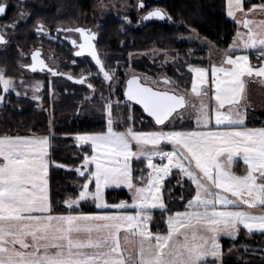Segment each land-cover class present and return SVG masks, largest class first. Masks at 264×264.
<instances>
[{"label":"snow or ice","instance_id":"1","mask_svg":"<svg viewBox=\"0 0 264 264\" xmlns=\"http://www.w3.org/2000/svg\"><path fill=\"white\" fill-rule=\"evenodd\" d=\"M137 7L143 10L147 5L140 0ZM6 11L7 4L0 3V16ZM257 11L264 13V0L247 11L243 0H228L230 17L245 13V19L237 22L247 32H237L220 65L213 64L210 72L190 67L195 74L191 95L198 103L188 98L187 90L180 93L167 77L153 82L156 87L141 84L135 76L127 81V101L142 106L159 129L134 130L125 125L119 130L113 104L120 101L101 92L107 130L75 137L79 145H90L92 154L84 155L82 165L72 169L83 182L75 198L64 200L67 214H54L48 193L49 138L0 136V264H223L221 237L235 240L242 229L264 233V127L246 126L247 105L243 103L253 78L264 84V62L254 66L248 54L233 56L238 49H258L264 61V20L247 18ZM166 16L156 8L142 19ZM57 31L78 32L83 43L71 41L79 48L75 55H90L98 74L111 83L115 73L106 68L92 43L95 34L84 28ZM37 32H46L43 24L38 23ZM5 43L0 34V44ZM39 57L40 52H34L32 72L45 67ZM75 82L87 80L82 76ZM161 84L166 87L162 89ZM32 87L40 91L39 84ZM88 87L94 94L90 82ZM13 91L20 95L15 81L0 69V103ZM205 98L215 101L214 109ZM185 118L194 119L197 129L175 130V122ZM169 126L171 130L165 131ZM167 145L171 150H166ZM134 159L146 161L150 170L146 178L140 170L139 183L133 174ZM157 159L160 164L153 162ZM238 160L246 166L242 175L233 171ZM174 168L191 181L194 194L184 211L168 215L165 232L153 230L149 227L153 210L167 211L160 195L162 181ZM121 186L131 192V203L107 202L105 189ZM88 200L97 209L117 211L75 214L81 202ZM129 208L135 213L128 214ZM254 209H260V214H253Z\"/></svg>","mask_w":264,"mask_h":264},{"label":"trees","instance_id":"2","mask_svg":"<svg viewBox=\"0 0 264 264\" xmlns=\"http://www.w3.org/2000/svg\"><path fill=\"white\" fill-rule=\"evenodd\" d=\"M4 1L11 4L12 10L14 8L12 6L20 5L17 10L21 8L27 14L25 22L16 25L14 30L5 27L6 23H3L4 27H1L5 33L12 34L7 38L11 44L0 48V69L10 77H16L22 69L20 49L25 52L30 45L38 44L39 39L32 32L33 27H36L38 23L51 28L78 24L83 15L91 12L92 5L95 3V0H24L21 5L20 0ZM261 2L262 0H243L245 10ZM162 6L171 19L164 22H151L141 27H130L124 20L114 15H107L102 19L94 17L95 22H100L97 51L99 55H105L106 68L115 70L116 76H121L122 70L128 68L145 74L150 70L157 71L146 58L129 62L127 56L132 52L161 48L176 52V55L181 58L190 60L194 56L190 53L193 49L192 45L177 41V37L186 34L188 27L220 49H226L236 34V24L226 14V0H165ZM14 14L12 24L16 23ZM203 53L202 50L200 54ZM56 54L62 73L75 78L83 76L87 82L78 84L58 78L53 87L46 85L42 104L50 110V114L38 110L36 104L30 101L8 99L6 105L0 109V136H50L48 175L50 200L54 214H67L69 210L65 208L64 200L69 197L75 198L83 182V177L72 169L82 165L84 155H91L88 147L76 145L75 136L106 131L104 118L100 116V112H103L100 104L87 103L83 95L85 96L89 91V82L100 93L107 94L108 91L103 83V76L98 74V69L92 62L75 60L68 50L58 49ZM199 60L189 63L192 66H203L205 63ZM188 65L182 66L181 60L176 62V66L167 69L169 76L177 81L189 79ZM83 70L87 75H80ZM50 90H53V94L58 97L52 105L49 102ZM135 110L139 112L138 119L142 118L146 121L140 124L136 119L137 121L133 123L137 129L157 130L150 119L140 113L142 111L139 107L135 106ZM245 124L247 127H264V115L249 114ZM182 129H184L183 125L175 127V130ZM142 163L141 161L132 162L137 183H139L140 170H143ZM59 164L65 167H57ZM177 182L179 186L174 185ZM162 194L167 211H153L154 220L165 219L175 211H184L187 201L194 194V189L187 180L180 183L179 174L172 172L171 176L164 181ZM105 200L109 203L121 201L131 203V195L125 189H108L105 191ZM96 212L94 204L86 201L81 202V207L75 214ZM220 242L223 252L236 251V257H224L223 264H264V234H248L242 229L235 240L222 238Z\"/></svg>","mask_w":264,"mask_h":264},{"label":"rangeland","instance_id":"3","mask_svg":"<svg viewBox=\"0 0 264 264\" xmlns=\"http://www.w3.org/2000/svg\"><path fill=\"white\" fill-rule=\"evenodd\" d=\"M20 1H21L20 4L22 5V2L24 0H20ZM25 1H27V0H25ZM120 2H121V0H95V3L92 5V8H91V13L94 14L96 17L104 18L107 13L116 11V4L119 3L118 7L120 9H122L123 8L122 2H125V0H123L121 3ZM0 3H6V2L4 0H0ZM7 4H8V6H11V4L9 2ZM19 6L20 5L12 6L14 8L12 10L11 16L15 13L14 14V20H16V23H15V27H7L8 29L14 30L16 28V25H19V24H22L25 22L27 14L23 10H21V8H20V10H17L19 8ZM15 10H16V12H15ZM127 10H129V9H127ZM16 13H17V15H16ZM22 13H23V16H21ZM86 17L87 16H84L83 20ZM165 21H168V17ZM176 25H180V23H176ZM96 26L97 25H94V23H93V26L91 27V30L95 33L97 32V28H98ZM0 31L5 36L6 39L11 37V35H12L10 33H5L4 31H2L1 27H0ZM32 32L37 37L38 36L43 37L45 35V34H42L41 32H37V26L33 27ZM48 34L52 35L53 32H49ZM97 34H98V32H97ZM70 36H72V34H70ZM177 41L179 43H186V44L192 45L193 49L190 50L191 52L190 51L189 52L191 53V55H194V56L190 60L181 58V56L176 55L177 54L176 52L165 51V50H162L161 48H153V49L145 50L142 52H132L127 56L129 62L138 61V60H141L143 58H146L149 61V63L151 65H153L154 68H156L157 71H159V72L154 71V70H150V71H148V73L145 74L142 72H137L131 68L123 69L122 75L121 76L114 75L111 83L105 81L104 78L101 77L103 80V83L105 84L107 91H108V93L104 94V96L106 98H110L112 101H117V100L120 101V103L118 105L115 103L113 104V115H114V118H116V120H117V124L119 125V130H124L125 125L132 126L134 128V130L137 129L133 123V122H136L137 120H139L140 124L146 123L145 119H142V118L138 119V117L140 116L139 112L135 110V106L132 103L128 102L124 98L125 82L131 76H139L140 81L143 84L150 85L153 87H156V85L153 82L162 81V78L167 77L170 81H172L174 83V85L178 86V91L180 93H184L185 90H187V92L189 94L188 98L190 100H193V99L196 100V98H192L193 96L191 95V85L195 79L192 80L193 72L191 74V71L189 69H190V67H197V66H192L190 63L196 59L203 60L204 58H206V52H207V55L209 56L210 53H212V51H217V49H220V48L215 46V44H213L211 41H209L206 38L197 34V32H195L193 29H191L189 27L187 28L186 34H184L183 36L177 37ZM10 44H11V41L9 40L8 45H10ZM36 46L37 45H30L25 52L20 49L19 57H20V63L22 66L27 64V62H28L27 57L29 56V54L33 51V49ZM0 48H3V46L0 45ZM202 50H205L206 52H204L203 54H200V52ZM191 55H189V57ZM217 56L218 55L216 54V58H217ZM100 57L102 58L103 61L105 60V55L102 54V55H100ZM78 60L79 61H85V62L87 61L86 59H82V58H78ZM180 60L182 62V66H186L187 64H189L188 65V71H190L189 72L190 78L189 79L184 78V81H177L176 79L170 77L169 73L167 71V69L169 70L170 67L176 66V62H178ZM51 67H55L57 70L60 71V62H59L58 57L55 56L51 60ZM205 69H209V68H205ZM110 71H114V73L116 72L115 70H110ZM84 74L87 75V73H85L84 70L81 71L80 75H84ZM64 75H68V74H64ZM186 76H187V74H186ZM7 77L11 78L15 81V84L17 86V90L20 92V95H17L16 92H14V91L10 92L8 95H6V98L3 101V103H0V109H1V107L6 105V101L8 99L14 98V99H19V100H23V101H30V102L36 104V108L38 110L48 112L49 114L51 113L50 110L46 109L43 106L42 102H43V97L45 94V90H44L45 86L51 85V87H53L56 79H51L48 76L46 77V75L44 77L43 75L40 76V74H32V73H29L27 70H24V69H21V71L17 74L16 77H10V76H7ZM61 78H64V77L62 76ZM209 78H210V75H209ZM64 79H66V78H64ZM21 80H23V82H24L23 86H21ZM44 81H46V82H44ZM36 84L40 85V91H38V92L34 91L33 87H32ZM160 87L163 89L166 86H163L161 84ZM205 87H209V86L206 85ZM110 88L112 89L111 91H109ZM0 94H2V93H0ZM100 94L101 93L96 91V90H95V93L93 94L92 89L89 88V91L87 92V94L85 96L83 94H81V95H83L84 100L87 101V103H90L91 105H93V103H94V105L100 104V107L103 110L104 105L100 100ZM34 97H36V98H34ZM88 97H90V98H88ZM206 99H207V100H205L206 103L212 102V100L209 101L208 98H206ZM57 100H58V97L53 94V90H50L49 91L50 105H52V103L56 102ZM197 103H198V101H197ZM263 104H264V102H263ZM210 106L212 109H214V107H215L211 104H210ZM189 111H190V109H189ZM140 113L143 114L142 112H140ZM256 113H250V115H253ZM100 116H102V118H104L106 130H107V120H106V115H105L104 111L100 112ZM245 116H246V114H245ZM245 121H246V119H245ZM50 122H51V119H50ZM213 122H214V119H213ZM177 125H183L184 129H182V130H184V131L189 130L187 127H189V128L192 127L193 129H191V130H194V128H197L195 120L194 119L189 120L188 118H185L182 122L180 120H177L175 122V127ZM156 128L159 129L160 127H156ZM250 128H253V127H250ZM164 130L165 131L171 130V127L170 126L165 127ZM51 134L52 133H50V135ZM31 136H37V135H31ZM46 137H48L50 140V136H46ZM75 143L79 147H88L91 150L90 145H79L76 140H75ZM167 147L171 148V145L166 146V150H169ZM133 150L135 151V145H133ZM141 159L143 160V158H141ZM133 161H137V160L134 159ZM238 161L241 162V164L240 165L236 164L233 168V171H235L237 174L242 175V174H244V169L246 168V166L243 164L242 160H238ZM153 162L156 164L161 163V161H159L158 159L154 160ZM163 163H167V161L165 160V161H163ZM141 166H142L143 171L145 172V173H143V175L146 178L148 175V172L150 171L147 168L146 161L143 162ZM90 167L94 168V166H90ZM238 168H240V170H238ZM172 172H177L179 174V170L175 169V168L172 170ZM170 176H171V174L162 181L161 193H160L162 200H163V194H162L163 184H164V181L167 178H169ZM184 180L189 181L186 176L179 174L180 183H182V181H184ZM189 182L191 183V181H189ZM174 185L179 186V182L175 183ZM80 186H79V188H80ZM108 189H125L131 195V192L124 186H121L119 188L110 187ZM108 189H105V191ZM193 189H194V186H193ZM105 191H104V198H105ZM88 201H91V200H88ZM163 202H164V200H163ZM129 209H131V208H129ZM96 210H97V208H96ZM132 210L135 211L134 209H132ZM156 210H159V209H156ZM156 210H153V211H156ZM97 211H98V213L99 212L100 213H110V212L114 213L117 210H115V209H98ZM251 211L253 212V214H260V212H259L260 209H254ZM167 218H168V216L165 219L158 218L156 220H152L150 222L149 227L151 229L153 228V230H159V231H161L162 227H163V229L166 231V229H167ZM245 231L247 232V230H245ZM256 233H260V232H253L252 234H256ZM260 234H263V233H260ZM222 238L233 240V239L228 238V237H221V239ZM233 253H235V255H236L235 250H229L227 252H223V258L235 256Z\"/></svg>","mask_w":264,"mask_h":264},{"label":"flooded vegetation","instance_id":"4","mask_svg":"<svg viewBox=\"0 0 264 264\" xmlns=\"http://www.w3.org/2000/svg\"><path fill=\"white\" fill-rule=\"evenodd\" d=\"M122 1L123 0H121V2ZM163 1H165V0H143V2L147 5V7L145 9L141 10L137 7V4L140 2V0H125V2H122L123 3L122 9H120L118 7V4H119L118 3V4H116V11L107 13L106 16L107 15H114V16L120 18L121 20H124L130 27H141L142 25H146V24L151 23V22H160V21H150V22L144 23L142 17L144 15H146V13L148 11L154 10L156 8L162 9L167 14V17H168V13L164 10V8L162 6ZM127 9H129V10H127ZM11 13H12V8H10V6H8V4H7L6 15L0 16V27H4L3 23H6L5 27H12L11 25H12L13 15L11 16ZM84 16H87V17L83 20ZM94 17H96V16L94 14H92L91 12H89V13L83 15L81 22L78 24L75 23V24H69L67 26H57L54 28H51L50 26L43 24L47 33L41 32L42 34H45V35L43 37L38 36L39 41H38L37 46L33 49V51L38 50L40 52V57L44 60L45 66L48 69H52V70L56 71L58 74L53 76L51 71L43 70L42 73H39L40 76L43 75L45 77V75H46V77L48 76L51 79H58V78L62 77V75L64 73L57 70L55 67H51V60L55 56L57 57L56 52L58 49L68 50L75 60H78V58H82V59H86L87 61L89 60L90 62H92V60L90 59V57L87 54H84L82 56H76L75 55V53L77 51H79V48H78V46H74L71 43V41L76 40L77 45L80 43H83V38L80 36V34L78 32H75V31H72V32L59 31L58 32L57 29L58 28L59 29L84 28L85 30H88L91 33L96 35V40H94L93 42L97 48V44L99 41V35L97 34V32H98V28L100 27V22L99 21L94 22ZM99 19H102V18H99ZM93 23H94V25H97L96 27H98L96 33L91 30ZM61 27H65V28H61ZM49 32H53V34L49 35L48 34ZM0 34H2L1 31H0ZM70 34H72V36H70ZM7 44H8V41H7V43L0 44V45L4 46ZM30 54H29V56H30ZM29 56L27 57V59H28L27 64L22 66V69H24V70H26V66H28L30 64V57Z\"/></svg>","mask_w":264,"mask_h":264},{"label":"crops","instance_id":"5","mask_svg":"<svg viewBox=\"0 0 264 264\" xmlns=\"http://www.w3.org/2000/svg\"><path fill=\"white\" fill-rule=\"evenodd\" d=\"M226 14H227V17L236 24V27H237L236 34L238 31H243L245 33L247 32V29H244L242 27V25L237 22V21H242L243 19H245V13L244 12H237L235 14V19L230 17L228 15V0H226ZM247 18L255 20V21L264 20V13H260L258 11L257 12H251V13H248ZM236 34L233 37L230 45L226 49H217V51H212V53H210L209 56L207 55V52L205 50H203L204 52H206V58H204L203 60H201V59L200 60L203 61L205 64L203 66H200V67L209 68V71H210V67L213 64L219 66L221 61L224 58V52L226 50H228L233 45V42L236 39ZM216 54L218 55L217 58H216ZM242 54H248L249 55V61L254 66H258L260 63L264 62V61H262L261 53L258 49H249V50L238 49L233 53V56L235 58L236 55H242ZM191 74H192V72H191ZM194 79H195V74L193 73L192 74V80H194ZM192 98H195V97H192ZM205 100H207V99L205 98ZM193 101L197 102L198 100L193 99ZM263 102H264V84L257 82L256 78H253V81H250L248 84L247 93H246V100L243 102L245 105H247L245 119L247 120V117L250 113H256L257 112L259 114L264 115V104H263ZM210 104L215 106V101L212 100V102H210ZM211 127L213 129L215 128L214 122L211 125ZM253 128H262V127H253ZM196 129L197 128H194V130H196ZM35 137H44V136H35ZM167 148L169 150H171V148H169V147H167ZM49 149H50V141H49ZM49 149H48V156L46 157L48 162H49ZM236 164L240 165L241 162L237 161ZM49 170H50V163H49ZM49 170H48V175H49ZM238 170H240V168H238ZM47 179H48V177H47ZM48 193H49V197H50L49 179H48ZM126 211L128 214H134L135 213V211H133L132 209H127ZM91 214H112V213L111 212L110 213H100V212L98 213V211H97L96 213H91ZM164 231L165 230L162 227L161 232H164ZM256 234H260V233H256ZM233 254L235 255V253H233ZM232 257H236V255L232 256Z\"/></svg>","mask_w":264,"mask_h":264},{"label":"water","instance_id":"6","mask_svg":"<svg viewBox=\"0 0 264 264\" xmlns=\"http://www.w3.org/2000/svg\"><path fill=\"white\" fill-rule=\"evenodd\" d=\"M166 19H167V16H166L165 19H163V20H159V19L145 20V19H143V21H144V23H146V22H150V21H160V22H164ZM92 43L94 44L93 41H92ZM94 45H95V44H94ZM36 51H38V50H35V51L31 52V54H30V56H29V57H30V64H29L28 66H26V70H27L29 73H32V74H39V73H42L43 70H47V71L49 70L46 66L43 68V70H41L40 67L38 66L36 72H32V71H31V65L33 64L32 56H33L34 52H36ZM85 54H87V53H85ZM87 55H88V54H87ZM88 56H89L90 59L92 60L91 56H90V55H88ZM39 59L43 60L41 57H39ZM43 61H44V60H43ZM92 62H93V64L96 66L95 61L92 60ZM96 67H97V66H96ZM97 69H98V67H97ZM98 71H99V70H98ZM102 75H103V74H102ZM62 76H63L64 78H66L68 81L73 82V83H76L75 81H76L77 79H80V78H81V77H80V78H75V77H72V76H70V75H64V74H63ZM69 77H72V79H69ZM135 77L139 78V76H135ZM131 78H133V76L129 77V78L126 80V82H125L124 98H125L126 100H127V98H126V96H125V92H126V90H127V81H128L129 79H131ZM78 84H79V83H78ZM141 84H143V83L141 82ZM144 85H146V84H144ZM146 86H150V85H146ZM128 102H130V101H128ZM130 103H132V104H134L135 106L139 107V108L141 109L142 113H143L147 118H149V119L152 121V123H153L156 127H161V126H159V125H156V124H155V121L153 120V118L149 117V116L147 115V113L144 112L142 106L137 105V104H135L134 102H130Z\"/></svg>","mask_w":264,"mask_h":264}]
</instances>
